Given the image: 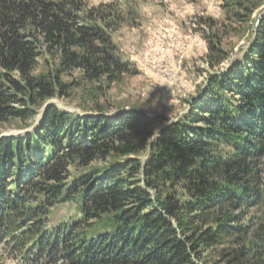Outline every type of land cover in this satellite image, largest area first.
Here are the masks:
<instances>
[{"label": "trees", "instance_id": "1", "mask_svg": "<svg viewBox=\"0 0 264 264\" xmlns=\"http://www.w3.org/2000/svg\"><path fill=\"white\" fill-rule=\"evenodd\" d=\"M222 1L239 22L256 6ZM123 21L115 3L0 0V123L41 113L0 136V260L264 264V14L231 61L221 31L204 34L209 66L230 64L175 121L46 104L69 94L72 71L107 85L137 72L113 39ZM67 202L79 218L52 226Z\"/></svg>", "mask_w": 264, "mask_h": 264}, {"label": "rangeland", "instance_id": "2", "mask_svg": "<svg viewBox=\"0 0 264 264\" xmlns=\"http://www.w3.org/2000/svg\"><path fill=\"white\" fill-rule=\"evenodd\" d=\"M86 1L90 6L115 3L120 7L124 21L113 32V39L137 72L124 75L111 85L104 81H83L79 71L65 75L64 81L70 83L69 94L56 96L46 104L55 103L60 109L80 116L97 113L100 109L106 113H115L120 109L137 108L151 117L162 115L168 122L177 120L189 109V100L199 94L208 77L229 65L248 46L256 23L264 14V0H251L256 6L248 22H239L232 13L230 18L227 10L222 7V0ZM232 8L235 11L240 7ZM209 18L215 23L212 29L208 25ZM156 29L158 30L151 39V32ZM163 29H166V35L159 41L160 31ZM179 29L183 31L184 38L191 35L187 41L191 40L194 48L186 55L189 51L187 43L182 41L181 44L180 40L169 41L171 47H175V50L182 49L184 53L182 62L174 66L172 62L175 54H170L168 49L163 48V42ZM218 29L223 35L222 46L229 51L230 61L212 68L204 58L208 53L204 34L212 35ZM158 47L162 52L153 54L159 50ZM43 60L44 56L40 59V70H45ZM43 110L44 108L40 109V112ZM38 120L36 118L29 121L28 125L31 126H27L28 128L17 120L0 123V136L23 134L35 127ZM161 125L157 123L155 127L159 129ZM50 216L51 225L55 226L76 220L80 215L76 206L67 202L54 207ZM211 257L209 264H218L217 253ZM0 264L16 263L3 257Z\"/></svg>", "mask_w": 264, "mask_h": 264}, {"label": "crops", "instance_id": "3", "mask_svg": "<svg viewBox=\"0 0 264 264\" xmlns=\"http://www.w3.org/2000/svg\"><path fill=\"white\" fill-rule=\"evenodd\" d=\"M154 29V28H153ZM157 30L158 29H156V30H154L153 32H151L152 33V35H151V39H153L154 38V34H155V32H157ZM184 36V33H183V31H181V29H179L178 30V32H174V35L173 36H168V37H166L165 38V40H164V42H163V48H166V49H168L169 51H170V54L171 53H174L175 54V57L173 58L174 60H173V62H172V64L175 66V64L176 63H181L182 62V58H183V55H184V53L181 51L182 49H176L175 50V47H171V44H168V42L169 41H173V40H180L181 41V44H182V41H183V43H187L188 44V52L187 53H185L186 55L187 54H189V52L191 51V49L192 48H194L193 47V45H194V43L192 44V41L191 40H189V41H187L188 40V38H190L191 37V35L190 36H187L186 38H184L183 37ZM180 46V45H179ZM177 47V46H176ZM157 49H159V50H156V51H154L153 52V54H156V55H158L159 53H161L162 52V50H161V48L160 47H158ZM185 55V56H186ZM191 56V55H190ZM193 56V55H192Z\"/></svg>", "mask_w": 264, "mask_h": 264}, {"label": "built area", "instance_id": "4", "mask_svg": "<svg viewBox=\"0 0 264 264\" xmlns=\"http://www.w3.org/2000/svg\"><path fill=\"white\" fill-rule=\"evenodd\" d=\"M166 35V29L160 31L159 41H162V36Z\"/></svg>", "mask_w": 264, "mask_h": 264}]
</instances>
